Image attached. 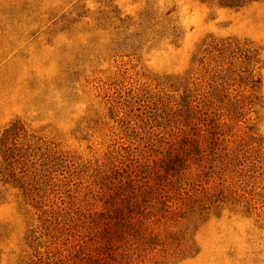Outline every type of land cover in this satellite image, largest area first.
<instances>
[{"label": "rangeland", "instance_id": "374dc122", "mask_svg": "<svg viewBox=\"0 0 264 264\" xmlns=\"http://www.w3.org/2000/svg\"><path fill=\"white\" fill-rule=\"evenodd\" d=\"M221 1L0 0V264H264V0Z\"/></svg>", "mask_w": 264, "mask_h": 264}, {"label": "trees", "instance_id": "16d2710c", "mask_svg": "<svg viewBox=\"0 0 264 264\" xmlns=\"http://www.w3.org/2000/svg\"><path fill=\"white\" fill-rule=\"evenodd\" d=\"M247 1H251V0H222L221 4L225 5V6H229V7H241L243 6ZM15 129H17L16 123H14L10 129V131H15Z\"/></svg>", "mask_w": 264, "mask_h": 264}]
</instances>
